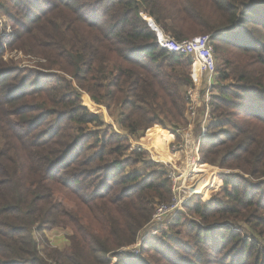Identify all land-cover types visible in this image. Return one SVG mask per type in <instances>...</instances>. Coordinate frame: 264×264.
Returning a JSON list of instances; mask_svg holds the SVG:
<instances>
[{
  "label": "trees",
  "instance_id": "trees-1",
  "mask_svg": "<svg viewBox=\"0 0 264 264\" xmlns=\"http://www.w3.org/2000/svg\"><path fill=\"white\" fill-rule=\"evenodd\" d=\"M4 5L13 31L0 25V264H264V0ZM196 36H210L220 63L198 163L203 188L212 169L220 186L184 206L199 221L194 246L161 247L146 238L171 180L131 142L189 124L193 61L166 40ZM57 229L65 251L48 246ZM139 240L153 259L124 251Z\"/></svg>",
  "mask_w": 264,
  "mask_h": 264
},
{
  "label": "built area",
  "instance_id": "built-area-1",
  "mask_svg": "<svg viewBox=\"0 0 264 264\" xmlns=\"http://www.w3.org/2000/svg\"><path fill=\"white\" fill-rule=\"evenodd\" d=\"M167 47L181 55L196 56L199 63L198 71L202 77L206 76L205 98L202 100L203 117L201 120V134L200 139L207 136V123L211 119L210 102L212 98V84L216 72V61L214 57V47L210 36H197L192 40L175 43L174 40L167 38ZM188 114L190 121H192L197 114L199 100L197 90H192L188 94ZM112 123V122H111ZM172 135H168L167 140L163 145H155L154 140L150 143L136 141L133 143L134 152H142L148 155L149 159L162 166L171 180L172 197L168 203H162L157 206L155 214L151 220L150 226L162 224L164 220L170 216H176L184 209V206L189 196L191 180L198 175V163L200 162L199 147L196 151L198 154L197 161L194 157L188 156L185 160L191 163V168L184 170L176 161L177 154L181 153L187 144H184L185 130L183 127H178L174 130ZM184 155L183 157H185ZM149 226V228H150ZM138 246L124 249L125 252L133 257L138 255Z\"/></svg>",
  "mask_w": 264,
  "mask_h": 264
},
{
  "label": "rangeland",
  "instance_id": "rangeland-1",
  "mask_svg": "<svg viewBox=\"0 0 264 264\" xmlns=\"http://www.w3.org/2000/svg\"><path fill=\"white\" fill-rule=\"evenodd\" d=\"M37 3H39L40 5H44V3L42 1H37ZM6 8H8V6L4 5L3 10L0 9V25H1V31L7 29V33L9 34V33H12V31H13L12 30L13 24L11 23L10 20L7 19V17L3 13V11ZM13 12L14 13H11V16L16 18L15 11H13ZM8 34L2 35V36L7 37ZM192 39H189V40H192ZM184 41H187V40H184ZM186 56H188V55H186ZM189 57H191L192 61H193L192 65L190 66V68H188V74L190 75L191 79L193 80V84H194L193 85L194 87L191 88V91L193 90L195 92V90H197L198 87L202 88V90H200V92L205 91L207 77L206 76L202 77V75L199 73V71H198L199 63L197 62L196 56H189ZM6 58H8L9 60L13 59L16 62H20L21 61V63L23 65H28V66L34 65L38 69H40V67H39L40 64L44 62L42 60H34V61L32 60L30 62L29 60H31V59H28L21 52H17V51H12V52L8 51ZM219 64L220 63L216 59L217 68H218ZM48 80H51V78H48L46 76H41L38 79V81L41 82L42 84H45ZM37 85L40 86V84H37ZM212 86H213L212 87V94L213 95L217 94L218 85L215 82V80L213 81ZM104 118H105L106 121L110 122V120H109V118H108V116H107L105 111H104ZM187 119H188V121H190V117L189 116H187ZM196 124L199 125V123H197V122H196ZM184 126H181V127H184ZM158 129H157V132H156L155 136H153L152 138H150L149 134H147L142 139H140L139 141L146 142V143L149 144L150 140L153 139L155 145H158V144L159 145H163V144H165V142H167L169 144L170 142L167 141V140L170 139V138L169 139L167 138V136L169 134L168 131L163 130L161 127H159ZM161 133H163L164 137H161V140H160ZM133 143L134 142H131V149H132L131 152H134L133 151L134 150ZM219 173H221V170L212 169L211 171L208 172V176L210 175L209 180H208V185L206 187H204V189H202L204 184L207 182V179L204 177L203 179H201L191 189V191L193 193H198V192L202 191L201 193L196 194L197 197L198 196L199 197H206V196L210 197L211 193H212V190L213 191L215 190V187H212L213 183H215L216 186L220 185L219 178L216 177L217 174H219ZM206 177H207V175H206ZM191 182L195 183L194 180H191ZM197 200H198V198L194 199V201H197ZM180 214L182 216H179ZM179 215L178 216L181 217L182 220L179 222L178 226L175 225V218L177 217V215L176 216H170V217L166 218L162 224L150 226L149 229L151 230V232L156 231L157 233L153 234L152 236H148L146 239L155 240L156 243H159L160 240H161V242L159 244H156L157 246H161V247L166 246V245H168V246L171 245L172 244L171 240L175 241L176 239L177 240L181 239V241H177V242H181L182 244H189L190 243L191 246H194L193 242H191V240L194 238V232H193V229H192L193 227L191 226V224L192 223H198L199 222L198 218L195 217V216H191V215L188 216L187 215V210H185V209L180 211ZM176 231L178 233V236L175 234ZM45 234H46L45 236H47V238L49 240V243H48L49 245L48 246H51L52 248H59V250H61V251H65L66 250V248L68 246L67 232L66 231L57 229V230H53V231H46ZM168 239H171V240H168ZM163 243H165L166 245H163ZM136 245L138 246V249H137L138 250V255L136 257H134V259H139V258L143 257L145 259L147 258L148 260L149 259L151 260V259L154 258L153 257L154 256L153 252L152 253L149 252L150 249H147L148 252L142 253V248H140V240L138 241V243ZM196 252L197 251L194 250V254H196Z\"/></svg>",
  "mask_w": 264,
  "mask_h": 264
},
{
  "label": "crops",
  "instance_id": "crops-1",
  "mask_svg": "<svg viewBox=\"0 0 264 264\" xmlns=\"http://www.w3.org/2000/svg\"><path fill=\"white\" fill-rule=\"evenodd\" d=\"M200 90H202V88L198 87L197 88V95H198V100H199V106L197 109L196 117L192 121H189L188 125H185L183 127L185 130V136H184L185 142H184V144H187V147H185L184 150L181 153L177 154V156H176V161H177L178 165H181L184 170L191 168V163L189 161L185 160V158H188V156L194 157V158L197 157L198 154L196 153V151H197L198 147H199V156H200L201 120L203 117L202 100L205 98V91L200 92ZM196 122L199 123V125L196 124ZM184 155H186V156L183 157ZM195 159L197 161L198 158H195ZM204 177H205V175L201 176L200 173H198V175L195 176V178L193 179L195 181V183L189 185L190 192H189L188 197H190V196L193 197L196 194H198V193H193L191 191V189Z\"/></svg>",
  "mask_w": 264,
  "mask_h": 264
}]
</instances>
